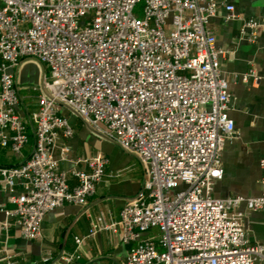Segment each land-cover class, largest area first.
Here are the masks:
<instances>
[{"label":"built area","instance_id":"built-area-1","mask_svg":"<svg viewBox=\"0 0 264 264\" xmlns=\"http://www.w3.org/2000/svg\"><path fill=\"white\" fill-rule=\"evenodd\" d=\"M220 7L225 20L240 18L218 0H0V145L17 155L30 134L11 68L31 56L47 69V93L29 116L32 150L0 165L8 204L0 209L21 237L39 239L49 211L86 204L107 174L104 154L60 169L74 133L61 102L144 166L141 192L117 219L94 221L88 236L108 231L132 244L124 264H264V243L251 242L244 225L246 211L264 212V156L258 196L213 195L223 147L236 135L220 67L229 50L209 27ZM258 26L242 19L241 38L255 42ZM250 78L254 68L240 76Z\"/></svg>","mask_w":264,"mask_h":264},{"label":"crops","instance_id":"crops-1","mask_svg":"<svg viewBox=\"0 0 264 264\" xmlns=\"http://www.w3.org/2000/svg\"><path fill=\"white\" fill-rule=\"evenodd\" d=\"M218 1L232 4L240 18L225 20L227 12L220 7L209 26L217 45L229 50L220 67L229 80V115L236 132L223 147L222 175L213 186V195L255 197L261 192L259 161L264 156V0ZM249 18L259 22L255 42L239 34L242 19ZM250 68H254L257 79L241 80L240 76ZM11 72L20 98V111L28 122L30 141L21 155L0 145V165L4 166L19 164L29 156L33 147L29 116L36 108L37 97L47 93L44 86L47 69L38 59L26 56ZM60 113L74 129L73 135L65 140L69 150L59 160L60 169L70 173L85 168V159L104 154L108 157L107 174L96 183L95 192L86 204L67 203L49 211L41 223V237L36 240L21 237L13 219L0 209V264H65L66 256L72 253H78L79 257L69 264H124L132 244L122 243L116 234L108 231L87 234L94 221L117 219L125 202L141 192L144 166L136 155L98 133L72 111L62 108ZM75 182L70 177L69 183ZM6 200L7 192L0 186V208L8 206ZM239 209L243 211L245 205L242 203ZM244 225L251 242L264 243V212L246 211ZM75 237H84L80 245ZM7 255L11 258L3 259ZM45 255L50 257L48 262L42 260Z\"/></svg>","mask_w":264,"mask_h":264},{"label":"water","instance_id":"water-1","mask_svg":"<svg viewBox=\"0 0 264 264\" xmlns=\"http://www.w3.org/2000/svg\"><path fill=\"white\" fill-rule=\"evenodd\" d=\"M58 104L62 107V108H66L70 111H72L73 113H75L76 115H78L74 110H72L70 107H68L67 105L61 103V102H58ZM79 116V115H78ZM80 117V116H79Z\"/></svg>","mask_w":264,"mask_h":264},{"label":"rangeland","instance_id":"rangeland-1","mask_svg":"<svg viewBox=\"0 0 264 264\" xmlns=\"http://www.w3.org/2000/svg\"><path fill=\"white\" fill-rule=\"evenodd\" d=\"M135 13H138L139 15H141V7H140V5H138V6L135 8Z\"/></svg>","mask_w":264,"mask_h":264}]
</instances>
